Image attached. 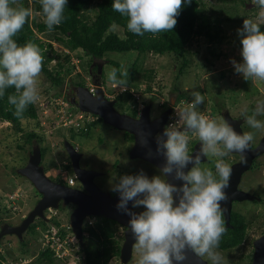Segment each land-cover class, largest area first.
<instances>
[{"label": "clouds", "instance_id": "clouds-1", "mask_svg": "<svg viewBox=\"0 0 264 264\" xmlns=\"http://www.w3.org/2000/svg\"><path fill=\"white\" fill-rule=\"evenodd\" d=\"M184 3H191V0H112L111 8L126 18L129 32L143 36L145 33L173 30ZM39 4L48 30L59 26L65 19L68 0H39ZM252 4L259 9L257 19L245 18L242 27L237 29L241 60L232 59L231 63L235 73L246 81L255 82L264 81V31L259 22L264 20V0H252ZM14 5L16 0H0V98L6 89L14 87L15 94L8 95V103L15 107V115L21 117L27 106L35 104L40 98L38 82L43 57L40 48L34 43L19 44L14 39L32 16L30 7ZM118 71L112 68L107 78L123 86L125 81L118 79ZM120 75L126 73L121 72ZM102 87L106 97L115 100L118 94L107 93L103 83ZM94 89L95 85L90 90ZM191 96L192 100L186 106L183 100L178 105L180 107L174 113L172 111L173 115L168 118L163 132L156 137L157 151L165 158L159 174L149 177L141 170L137 174L116 177L111 184V191L119 195L117 210L130 217L128 229L134 239V247L139 252L134 264H186L189 253L206 258L209 264H225L224 257L217 251L226 232L221 202L227 199L225 190L231 175V166L224 158L232 152H245L254 140V134L251 131L238 132L227 121L202 114L198 108L204 103V95L200 91H192ZM145 106H139L140 110L138 107V116ZM257 116H264V101L258 102L252 115L243 114L249 128L264 129V120L257 119ZM172 120L175 122L170 123ZM66 129L78 132L74 128ZM190 131L200 141L199 151L194 155L189 152ZM210 157L216 158L215 171L201 166L202 160ZM63 170L62 173L58 171V176L66 181L65 186H74L78 181L75 174L66 178L68 172ZM169 176L182 183L177 185L169 182ZM68 179H72L74 184L70 185ZM129 202L132 209L142 207L143 210L132 211L128 207ZM48 211L45 212L47 221H43H57L46 215ZM40 233L42 247L51 245L56 257L63 262L66 257H58L55 242L51 239L54 234L60 239L58 227L45 234L42 231ZM74 240L64 238L60 241L62 244L67 241L70 245Z\"/></svg>", "mask_w": 264, "mask_h": 264}, {"label": "rangeland", "instance_id": "rangeland-1", "mask_svg": "<svg viewBox=\"0 0 264 264\" xmlns=\"http://www.w3.org/2000/svg\"><path fill=\"white\" fill-rule=\"evenodd\" d=\"M208 8L216 11H223L231 13V15H219L217 18L224 19L231 16L232 20L225 22L223 25L225 28V39L221 45H215L209 43L207 40H200L190 45V66L186 73L177 79L178 77V65L169 55L157 56L147 55L141 59L143 68L147 71L154 70L155 80L152 84L154 94H148L142 97L146 103L151 99L150 95H155L153 112L156 111L160 103L174 101L179 92H185L184 103L185 106L192 100V91H200L204 95V103L199 106L198 111L206 115L209 118H216L217 120H223L221 115L215 109V106L226 107L231 111L233 116L246 113L252 115L258 102L264 101V81L256 80L255 82L249 80L246 81L241 75L235 73L234 67L231 63L232 59L241 60L239 38L237 35V29L242 27L243 20L245 18L257 19L259 9L255 7L252 2L247 1V6L241 7L238 5L235 9V2L237 0H205ZM17 5V2H16ZM225 16V17H224ZM264 24V20L259 21ZM57 51H62L63 47L57 43L51 42ZM82 54V53H81ZM83 55V54H82ZM113 57L122 63L124 66L134 60L131 53L125 54H112ZM87 60V59H85ZM85 63V61H84ZM107 61H96V64L102 65L99 67V71H103L106 92H114L118 94L127 90L128 85L121 86L119 88L115 82L108 80L107 75L111 71V68L107 64ZM78 66V72H81V62L75 60ZM56 65L54 61L50 68ZM86 66V63L84 64ZM124 67H121V70ZM130 67L127 69L129 74ZM83 76L86 78V83H90L89 76L82 71ZM127 74V75H128ZM223 77V78H222ZM124 81L129 82V76L124 75ZM139 83H142L141 78H137ZM69 79L66 81L62 90L67 91ZM144 84V83H143ZM174 86L178 90L175 92ZM50 85L47 78L40 73L38 89L40 98L35 103L38 110V120L41 125H37L36 121H23V128L26 132L37 131L45 137V147L47 148L46 158L42 161V166L45 168L47 176L52 177L59 172H63V164L66 163L67 154L64 151L63 139L68 140L72 145L78 148V151L84 154L81 163L88 168L97 170H109L112 166H116V174H110L108 178H104L101 183L104 189L111 191V184L115 178L125 174H137L141 170L145 172L149 177L158 175L152 166L143 163L141 161L133 162L127 155L133 146L132 137L122 131L116 130L113 127L105 125L103 122L96 125V128L92 130L90 135H81L78 132L68 131L66 128L70 124V119H65V111L69 110L62 107L61 100L56 96L57 91L55 89H49ZM140 87H143L142 85ZM143 89V88H142ZM46 90H49L46 92ZM141 91V90H140ZM113 94V95H114ZM136 96H142L139 92ZM48 102L54 103L49 105ZM60 105H58V104ZM60 106V108L56 107ZM72 107V106H71ZM180 107V106H176ZM217 107V106H216ZM71 109V108H70ZM127 109V108H125ZM180 109V108H179ZM159 113H161L159 111ZM66 116L68 118L75 117L69 111ZM257 119L264 120V116H257ZM72 122H76L72 120ZM251 131L254 134V143L264 136V129L254 130L249 128L246 124L244 132ZM193 138H198L194 134ZM19 146H23L24 149H20ZM32 145L25 144L22 135L18 134L16 130L8 123L0 122V207L3 212L7 210L8 214L6 218L4 215V223L9 226H14L16 223H20V215L29 214V212L36 206L40 200L39 193L35 190L30 181L26 178L15 173L26 166L30 152L32 151ZM67 155V156H66ZM212 164H202V167L212 168L216 158L210 157ZM262 167L254 174L252 172L247 173L244 177V185L249 188L250 185L261 184L264 187V158L262 159ZM54 164L58 165V169L54 168ZM122 168V169H121ZM122 172V174H121ZM72 175V174H71ZM106 179V180H105ZM108 186V187H105ZM114 193V192H113ZM237 210L244 212L249 218V222H255L251 225L248 231V237L245 243L238 247L233 253L230 261H239L241 253H251L254 239L259 238L264 233V204H253L251 202H244L237 204ZM246 208L251 212V215L246 213V210H239L240 208ZM138 211H142L143 208H136ZM57 212V216H55ZM47 216L50 218L58 219L62 226L65 227L68 224V211H48ZM67 214V215H66ZM3 220V219H2ZM248 220V219H247ZM1 221V220H0ZM3 225V224H1ZM19 225V224H18ZM37 237L41 236V228L37 229ZM117 239H120V234H117ZM30 241L29 253L26 255L23 253V248L19 246V241L11 235L5 236L0 240V248L8 257L9 264H41L38 260L39 249L42 247V238L36 240L35 237H31L30 234L25 235ZM38 239V238H37ZM253 242V243H252ZM70 252V250H69ZM68 253V251H67ZM66 253V254H67ZM225 259V264H229L227 254L221 253ZM231 256V255H230ZM23 258V259H21ZM207 260L206 258H204ZM232 259V260H231ZM60 264H74L69 258L63 259ZM18 261V262H17ZM208 261V260H207ZM209 262V261H208ZM210 263V262H209ZM78 264V262L76 263ZM244 264V263H242Z\"/></svg>", "mask_w": 264, "mask_h": 264}, {"label": "trees", "instance_id": "trees-1", "mask_svg": "<svg viewBox=\"0 0 264 264\" xmlns=\"http://www.w3.org/2000/svg\"><path fill=\"white\" fill-rule=\"evenodd\" d=\"M247 1L252 2V0H237V2H235V9L238 5L245 8L247 6ZM16 2L17 5L14 6L24 8L30 7L32 9V16L16 34L14 39L19 44L32 42L40 48L43 57L41 73L47 78L50 85L49 89H55L56 91L62 90L68 79L67 89L71 86H86V78L83 76L82 71L91 79V72L96 73L99 67L102 66L96 64V61H107L108 63L105 65H109L111 69L116 68L119 70L117 73L118 79H125L124 76L120 75L121 72L126 73V76L130 78V81L125 82L123 85L129 86L127 90L118 93V95L115 96V100H117V110L118 107L120 108L119 112L125 113L129 111L132 113L133 117L138 116V107L146 104L144 99H142L144 94H154L152 84L156 75L154 70L147 71L143 68L141 59L144 56L169 55L173 58L175 64L178 65L177 79H179L186 73L190 66V45L200 40H207L209 43L217 46L221 45L225 39V28L223 25L225 22L232 20L231 16H224V19L217 18V13L219 15H231V13H226L225 10L215 12L213 9L211 10L208 8L205 0H191V3L182 4L180 14L177 17V24L173 30L157 34L145 33L143 36H138L127 30L126 18L122 17L120 13L115 12L111 8L112 0H68V5L64 12L65 19L59 26H54L52 30H48L44 23L39 0H16ZM261 30L264 31V24H262ZM51 42L59 44L63 47V50L61 52L57 51ZM238 46L239 48L241 47L240 41ZM116 53H131L133 54L131 56L135 58L131 64L127 63L124 66L113 57L112 54ZM75 60L81 62V72H78V66L74 64ZM54 61L56 65L50 68V65ZM84 61L86 66L84 65ZM122 66L124 69L121 70ZM128 67L131 68L129 74L127 73ZM103 68L102 66V69ZM102 69L101 80L105 86V81L103 79L105 74ZM138 77L141 78L142 83L137 81ZM115 84H117L119 88H122L120 84L116 82ZM141 85L143 87H140ZM174 89L175 92L178 91L175 86ZM47 91L49 90H46V92ZM139 92L142 93V96L138 98L135 95ZM62 93L63 92L57 91L56 96H62ZM109 93L111 95L114 92L112 91ZM177 93V103H180L184 100L183 93L185 92L178 91ZM9 94H15L14 87L6 89L4 96L0 98V122L11 125L18 134L22 135L25 144L32 146L38 144L41 147L44 160L47 153V148L44 145L45 137L37 131L25 133L23 128V121L32 120L36 121L37 125H41L38 120L36 105H28L23 115L18 117L15 115V107L8 103ZM64 96L65 94L63 93V96L59 97L63 100L61 104L64 102ZM150 96L151 99H156L155 95ZM48 104L53 105L54 103L48 102ZM57 104L56 107L60 108ZM68 106L71 108L70 105ZM168 106H170L169 101L163 102L164 109H167ZM70 108L65 112L68 113L71 111L74 115H83L78 110L74 112ZM85 116L87 117L85 128L77 129L79 134L88 136L92 130L96 128V125H99L103 121L90 114H86ZM71 131L75 132L74 130ZM19 148L21 150L24 149L23 146H19ZM53 166L55 169L59 168L56 164ZM62 166L66 171L73 174L70 161L67 165L63 164ZM15 175L19 174L16 172ZM55 181L67 185L66 181H64L61 176H58V180ZM5 211L6 212H3V209L0 207V231L1 224L5 222L4 217L6 218L8 214L6 209ZM2 215H4V217ZM27 215L22 216L21 214L20 219L22 218L23 221ZM20 223H16L14 226ZM114 223L115 222L112 220L104 219L101 223L95 222L93 224H88L87 228L83 229L86 237L85 241L83 240L84 246L82 247L80 244H77L79 253L81 254L82 264H109L111 260H119L120 245L118 244L117 233L113 227ZM231 225L233 228L226 229L225 234L221 238L219 248L217 249L218 252L227 254L228 262L236 249L246 240L249 229V225L244 217L236 213L232 214ZM54 227H58L60 239H68V235L70 234L68 224L62 228L61 222L58 220H50V222L47 223L41 219H37L29 228L27 234H30L31 237H35L38 241L41 239L40 236L37 237V234H39L37 231L38 228H41L42 233L45 234ZM25 235L26 233L23 235L22 242H20L16 236L14 237L19 241L18 245L23 248V253L26 255L29 253L30 241ZM253 252L254 248L252 245L250 254L241 253L238 259L239 261H230L229 264H251ZM38 257L39 263L41 264H60V260L56 257V251L51 245L41 247ZM8 262L7 254L0 248V264H9Z\"/></svg>", "mask_w": 264, "mask_h": 264}, {"label": "water", "instance_id": "water-1", "mask_svg": "<svg viewBox=\"0 0 264 264\" xmlns=\"http://www.w3.org/2000/svg\"><path fill=\"white\" fill-rule=\"evenodd\" d=\"M95 89L92 92L88 87L79 86L75 88L76 96L72 101L76 105L80 113L90 114L100 118L107 126L122 131L134 137V145L130 150L129 157L131 160H143L160 170L164 163V156L157 151L158 134L163 129L172 113V109H168L159 118L151 120V106L147 105L141 110L138 117H132L119 112L115 105L116 100H110L106 97L102 87L101 78L94 80ZM224 121L231 124L238 132H243L242 120L233 119L229 112H225ZM200 142L196 144L192 155L199 151ZM64 148L71 161L73 173L78 181L82 184L84 191L70 188L63 184L57 183L50 179L42 166L41 147L36 144L29 156L26 166L17 171V173L31 182L35 190L41 196L36 206L31 210L26 218L23 219L19 226L5 225L1 227L0 240L8 235H14L20 242L23 241V234L29 230L36 219L46 220L45 212L48 210L59 209L60 203L64 206L73 204L77 208L71 213L69 225L76 236L77 240L83 243V223L90 216L104 217L108 220L115 221L126 228L124 237L125 242L121 249L120 260L122 264L128 263L132 258L134 247V239L128 229L130 217L122 211H118L116 205L119 201V195L114 197L110 193L103 192L95 185L94 179L102 174L95 170L83 169L80 162L84 155L77 151L75 147L68 141H64ZM238 154L241 160L231 169L228 187L225 190L227 199L221 202L224 209L225 228H232L230 224L232 202L251 201L256 199L253 195L237 190V185L241 181L242 174L250 169L255 158L264 154V137L259 146L255 149L249 148L243 152H232ZM208 159L204 158L201 163ZM191 165H189V168ZM169 182L180 185L182 182L174 179L173 176L168 177ZM132 211L139 212L131 208V202L128 206ZM254 253L251 264H264V236L254 242ZM186 264H209L203 258L189 253Z\"/></svg>", "mask_w": 264, "mask_h": 264}, {"label": "flooded vegetation", "instance_id": "flooded-vegetation-1", "mask_svg": "<svg viewBox=\"0 0 264 264\" xmlns=\"http://www.w3.org/2000/svg\"><path fill=\"white\" fill-rule=\"evenodd\" d=\"M91 77H92V81L90 82V83H87L86 85V87H88L89 89H93L94 88V80H97V79H99V78H101V75H100V72L99 71H97L96 73L95 72H91ZM75 88L76 87H73V86H71V87H68V89H67V91H66V93H65V96H64V102L66 103H64V102H62V107H66V105H70V106H72L71 107V109L74 111V112H76V110H78L77 109V107H76V105L75 104H73L72 103V101L74 100V98H75V96H76V93H75ZM93 91V90H92ZM66 99V100H65ZM149 102L148 103H146V105H150L151 106V114H150V116H151V120L153 121V120H155V119H157V118H159L165 111H167L168 109H172V111H173V113H174V110L175 109H177V105H179V104H181V102L180 103H177V97H176V99H175V102L174 101H171L170 102V105H172L171 107L170 106H168V108L167 109H164V107H163V103H160V105L158 106V108L156 109V111L155 112H153V108H154V103H155V101L153 100V99H150V100H148ZM182 102H183V100H182ZM217 106V107H216ZM215 106V109L218 111V114L219 115H221V117L223 118L224 117V114H225V112H229L230 113V115L232 116V118L233 119H238V120H242L243 121V123H242V129H243V132H244V127H245V125H246V123H245V121H244V117H243V114H239L238 116H233L232 114H231V111L228 109V108H226V107H219L218 105H216ZM64 107V108H65ZM183 107H181V109H182ZM66 109V108H65ZM79 111V110H78ZM118 111H120V108L118 107ZM159 111L161 112V113H159ZM125 114H127V115H130V116H132V113L131 112H129V111H127V112H125ZM86 115V114H85ZM173 115V114H172ZM172 115H170L169 116V118L172 116ZM133 117V116H132ZM138 117V116H137ZM223 120H224V118H223ZM190 133H192L191 131L188 133V135H189V137H190V140H189V152H190V154L193 152V150H194V148H195V146H196V144H198L200 141H199V139L198 138H196V139H194L193 138V135H190ZM193 134V133H192ZM131 137H132V140H133V145H134V137L132 136V135H130ZM264 136H262L260 139H259V141L258 142H256V143H254V144H252L253 142H251L250 143V145H251V148L252 149H255V148H257L258 146H259V144L261 143V140H262V138H263ZM132 148H133V146H132ZM131 148V149H132ZM129 153H130V151L129 152H127V155L129 156ZM67 156V155H66ZM214 158V157H213ZM264 158V154H262V155H260V156H258L257 158H255L254 159V161H253V163H252V166L250 167V169L249 170H247L246 172H244L243 174H242V177H241V181L239 182V184L237 185V190H239V191H243V192H246V193H249V194H251V195H253L256 199H253V200H251V201H248V200H246V201H236V200H233V202H232V210H231V219H232V214L233 213H236V214H240L242 217H244V219H245V221L247 222V224H249V228L251 227V225H253V224H255V222H249V218L247 217V215L245 214V211L244 212H239L238 210H237V204H242V203H244V202H251V203H253V204H264V187H261V184H258V185H256V186H254V185H250L249 186V188H246V186L244 185V177H245V175L247 174V173H250V172H252L253 174L256 172V171H259L260 169H261V167H262V164H263V162H262V159ZM67 159H68V161L65 163V165H67V163L70 161V159H69V157L67 156ZM225 160H226V162L227 163H229L230 164V166H231V169H232V167L234 166V165H236V164H238L239 162H240V160H241V157L238 155V154H233V153H231L228 157H225L224 158ZM133 162H138V161H141V162H143V163H146V164H148L147 162H145V161H143V160H139V159H137V160H132ZM70 163H71V161H70ZM202 164H209V166L212 164V159L211 158H208V161L206 162V163H202ZM150 165V164H149ZM213 165H215V162H214V164ZM80 166H81V168H83V169H87V170H95V171H97V172H100L102 175L100 176V177H96L95 179H94V183H95V185L96 186H98V188L100 189V190H102L103 192H107V193H110L111 195H112V197H114L116 194H118V193H116V192H110V191H107V189H104L103 187H102V185H101V183H103V185H104V182H102V180L104 179V178H108V176L112 173V174H116V172H117V169H116V166H112L111 168H109V170H97V169H92V168H88L86 165H84V164H82L81 162H80ZM152 166V165H151ZM152 168L157 172V174H159V170H157V169H155L153 166H152ZM122 169V168H121ZM213 171H215V167L214 166H212V168H211ZM68 172V171H67ZM121 174H122V172H121ZM58 175L59 174H56V175H53L52 177H50L52 180L53 179H55V180H58ZM70 175H71V173H67L66 175H65V177L66 178H68V177H70ZM105 179V180H106ZM55 180H53V181H55ZM55 182H57V181H55ZM57 183H59V182H57ZM64 185V184H63ZM105 187H108V186H105ZM70 188H74V189H78V190H81V191H84V188L82 187V184L79 182V181H76L75 182V184H74V186H72V187H70ZM77 208V206H75V205H73V204H69V205H67V206H64L62 203H60V206H59V209H57L56 211H61V210H66V211H68V215H69V218L67 219L68 220V225H69V220H70V215H71V213L75 210ZM243 209H245L246 210V208L244 207V208H240L239 210H243ZM135 210H137L136 208H135ZM138 211V210H137ZM31 212V211H30ZM29 212V213H30ZM52 212V211H51ZM140 212V211H139ZM246 213L248 214V215H251V212H249V211H247L246 210ZM46 215H48L47 213H46ZM67 215V214H66ZM224 217V216H223ZM104 219H106V218H104V217H93V216H90V217H88V218H86L85 220H84V223H83V229L84 228H87V225L88 224H93V223H95V222H103V220ZM231 219H230V222H231ZM248 219V220H247ZM225 220V219H224ZM115 222V221H114ZM21 224V223H20ZM19 224V225H20ZM5 225H7L6 223H4L3 225H1V227H3V226H5ZM18 224L16 225V226H19ZM225 226H226V223H225ZM114 230H115V232L117 233V234H120L121 236H120V239L118 240V244L120 245V253H121V249H122V247H123V244H124V242H125V237H124V234H125V231H126V228L125 227H123L122 225H120V224H118V223H114ZM226 229H230V228H226ZM68 230H71V228L68 226ZM73 233H72V230H71V232H70V234L68 235V240H74V236L72 235ZM116 234V235H117ZM11 236H14V235H11ZM262 236H264V233L260 236V237H262ZM259 237V238H260ZM85 234H84V231H83V240L85 241ZM257 239V238H256ZM256 239H254V240H256ZM61 240V239H60ZM76 240V241H75ZM75 240H74V242H72V243H70V245H69V247H67V246H61V251H59V252H61L62 253V255L64 256V257H66V258H69L71 261H73L75 264L78 262V264H82V259H81V254L79 253V248H78V245L77 244H80L82 247L84 246V241H83V243L81 244L76 238H75ZM65 242H67V241H65ZM253 243V242H252ZM72 248H71V247ZM56 249H58V247L56 248ZM69 250H70V252H69ZM67 251H68V253H67ZM67 253V254H66ZM138 257H139V252L135 249V247H133V251H132V258L128 261V263H126V264H134V262H135V260L136 259H138ZM253 259V258H252ZM109 264H122V262H121V260H120V255H119V260H111L110 262H109Z\"/></svg>", "mask_w": 264, "mask_h": 264}, {"label": "built area", "instance_id": "built-area-1", "mask_svg": "<svg viewBox=\"0 0 264 264\" xmlns=\"http://www.w3.org/2000/svg\"><path fill=\"white\" fill-rule=\"evenodd\" d=\"M136 96V95H135ZM136 97H138V96H136ZM141 109V107H139V110ZM66 114L67 113H65V115H64V118L65 119H70V124H69V126H67L68 128H74V129H76V130H78L77 128H85V125H86V121H87V117L83 114L82 116H78L77 117V119H75V117H70V118H68L67 116H66ZM89 119H91V118H89ZM88 119V120H89ZM72 120H75L76 122H72ZM93 120V119H92ZM173 122H175V120H172L170 123H173ZM169 123V124H170ZM68 183L70 184V185H73L74 184V181L72 180V179H68ZM52 239V242L54 241L55 242V245L54 246H56V248L58 247V249H56L57 250V255H58V257L59 258H62L63 257V255H62V253L61 252H59V251H61V246L63 247H65V246H67V247H69V245H68V243L67 242H63V244L61 243V241H60V239H58V238H56V234H54V237H52L51 238ZM53 242V243H54Z\"/></svg>", "mask_w": 264, "mask_h": 264}]
</instances>
